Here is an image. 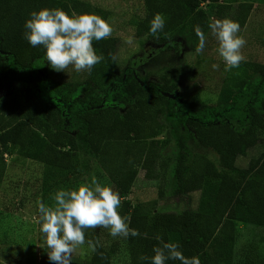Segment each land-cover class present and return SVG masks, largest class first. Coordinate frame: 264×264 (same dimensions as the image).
Masks as SVG:
<instances>
[{
	"label": "trees",
	"instance_id": "16d2710c",
	"mask_svg": "<svg viewBox=\"0 0 264 264\" xmlns=\"http://www.w3.org/2000/svg\"><path fill=\"white\" fill-rule=\"evenodd\" d=\"M256 1L143 0L146 13L138 23L136 36L164 44L188 32L191 40L199 41L195 28L198 26L207 36L211 33V17L229 18L244 27ZM203 3L213 4V11L203 9ZM43 8L95 14L108 20L106 10L85 0H0V76L9 81L27 86L45 78L44 71L36 67L44 52L30 46L23 36L29 14ZM155 14H161L166 21L158 36L149 31ZM114 43L112 38L93 42L96 54L103 57L94 68L105 72L115 66L111 59ZM244 65L227 75L220 93L221 109L195 99L182 100L178 95L169 98L165 93L176 94V83L166 78L152 82L129 67L117 78V89L112 93L117 102L135 98L123 113L108 108L98 98L88 99L85 87L84 97L74 100L71 90L77 84L56 83L55 90L37 102L23 103L19 94L0 97V182L7 170L5 152L14 148L22 156L45 164L42 191L52 195L58 186L68 188L74 182L78 153L88 148L97 156L119 196L125 198L141 171L149 180L160 176L161 149L174 138L179 148L175 194L200 191L199 208L182 213L159 212L156 201L137 205L125 201L120 213L128 216V226L140 233L126 238L129 264H149L141 258L154 255L152 249L160 241L179 244L186 257L198 256L201 264H264V237L257 242L258 250L255 245L250 247V255L241 259L234 255L238 222L264 227V117L252 114L257 109L253 104L256 97H261L264 110V64ZM254 78L257 81H251ZM44 90L45 86L39 91L43 94ZM52 99L67 108L59 110ZM224 105L228 108L223 109ZM175 106L180 107L178 116L172 115ZM235 110L239 111L241 128L232 121H222L234 117ZM68 122L78 128L76 135L66 129ZM164 130H168V136L161 139ZM190 130L196 133L200 145L217 156L193 153L189 142L195 137ZM254 148L260 149L258 156L252 157L246 167L239 166L244 150ZM97 241L99 246L91 264H113V249L108 250L94 238L93 242Z\"/></svg>",
	"mask_w": 264,
	"mask_h": 264
},
{
	"label": "rangeland",
	"instance_id": "374dc122",
	"mask_svg": "<svg viewBox=\"0 0 264 264\" xmlns=\"http://www.w3.org/2000/svg\"><path fill=\"white\" fill-rule=\"evenodd\" d=\"M91 2L108 12V20L112 27V35L106 39H114L112 55L117 57L115 66H111L105 72L96 67L89 73L81 71L77 73L71 66L64 71H55L47 63L46 56L38 61L36 67L44 71L45 78L40 83L21 85L18 81H9L5 76H0V97L10 98L19 94L23 103L37 102L45 93L55 90L56 83L62 85L77 84L73 92V99L79 100L84 97L85 89L88 88V99L98 98L108 108L115 109L120 113L133 105L135 98H127L126 102H117L112 93L117 89V78L129 67L134 69L137 75L146 76L150 81H162L164 78L176 83L178 89L175 95L182 100L205 102L217 109H221L220 93L227 75L225 64L217 52L218 42L209 33L206 36V47L202 54L197 55L195 48L199 41L191 40L189 33L175 35L164 44L151 42L148 37L138 38L136 29L138 23L145 17L143 0H85ZM251 1V0H240ZM206 11L212 12L213 4L203 3L201 6ZM242 36L246 43L240 50L244 64L259 62L264 64V0H257L247 24L240 27L237 34ZM215 65V67H214ZM234 69V68H233ZM238 77V74H234ZM258 78V77H257ZM251 81H257L256 78ZM89 84H91L89 86ZM45 86V92L42 90ZM56 107L67 108L58 99ZM261 97H256L253 104L257 109L252 114L264 117V110L260 106ZM97 101V100H96ZM228 106L224 105L223 109ZM68 112V110H67ZM180 107L175 106L172 115L178 116ZM235 116L231 119H222L241 128L239 111H234ZM248 117V116H247ZM216 122V121H215ZM230 123V122H229ZM66 129L73 134L78 133L75 125L66 123ZM195 139L189 142L193 153L205 154L211 157L217 155L209 148L200 145L196 133L190 130ZM168 130H164L160 138L165 139ZM179 148L175 139L161 149L160 176L149 180L144 171L133 186L132 192L125 198H121L120 211L125 201L133 205L142 202H157V209L161 211H176L182 213L186 210H197L201 201V192H193L185 195L175 194L176 183L174 171L176 157ZM259 148L244 150L238 159V165L246 167L252 157L258 156ZM7 170L2 182H0V264H51L48 260L47 249L42 234L39 231L37 202L51 205L52 195H45L42 191V180L46 169L45 164L22 156L17 149L5 152ZM163 164L166 166L163 167ZM95 179L102 185L111 187L116 191L115 184L102 169L98 158L88 148H83L78 153V168L74 182L68 188L58 186V189H72L82 183H91ZM56 191V190H55ZM126 218L128 224V216ZM237 241L234 255L236 259L251 254L250 247L264 237V227L238 222ZM98 240L108 249L114 251L113 264H129L126 257L127 241L123 237H112L108 229H87L85 232V244L77 246L72 254L71 264H91L93 252L88 248L87 241ZM219 242L218 240L216 241ZM259 243V242H258ZM252 248V247H251Z\"/></svg>",
	"mask_w": 264,
	"mask_h": 264
},
{
	"label": "clouds",
	"instance_id": "9594fccd",
	"mask_svg": "<svg viewBox=\"0 0 264 264\" xmlns=\"http://www.w3.org/2000/svg\"><path fill=\"white\" fill-rule=\"evenodd\" d=\"M165 23L161 14H155L149 22L150 33L158 36L164 31ZM208 27L218 42L217 52L225 64V71L238 68L244 59L240 50L246 43L242 36L237 35L240 32L239 23L229 18L211 17ZM112 31L110 23L99 15L43 8L29 14L24 23L23 36L30 46L42 49L51 69L66 72L71 66L77 73H90L103 59L96 54L93 42L110 37ZM195 33L199 40L195 53L200 55L206 47V36L198 26ZM111 59L117 62L115 55ZM51 199V205L37 202L39 231L51 264H71L77 246L86 242L87 229H108L109 235L114 238L140 235L118 213L121 204L119 194L95 179L72 189H58ZM87 245L95 252L99 242L88 240ZM152 251L154 255L141 259H147L149 264H168L169 261L201 264L198 256L186 257L179 244L160 241Z\"/></svg>",
	"mask_w": 264,
	"mask_h": 264
},
{
	"label": "water",
	"instance_id": "95a60500",
	"mask_svg": "<svg viewBox=\"0 0 264 264\" xmlns=\"http://www.w3.org/2000/svg\"><path fill=\"white\" fill-rule=\"evenodd\" d=\"M165 95H166L167 97H169V98H172V99L175 98V96H174L173 94H170V93H165Z\"/></svg>",
	"mask_w": 264,
	"mask_h": 264
}]
</instances>
